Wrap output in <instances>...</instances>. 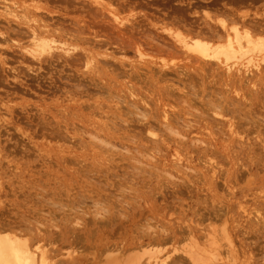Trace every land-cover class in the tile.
<instances>
[{
  "label": "rangeland",
  "instance_id": "obj_1",
  "mask_svg": "<svg viewBox=\"0 0 264 264\" xmlns=\"http://www.w3.org/2000/svg\"><path fill=\"white\" fill-rule=\"evenodd\" d=\"M98 1L139 16L116 24L92 0H39L35 9L6 0L17 19L0 8V232L14 230L37 252L45 249L49 264H115L119 255L129 264L137 254L143 264L155 249L138 245L147 231L174 237L159 245L163 264H264V73L250 103L236 101L235 88L246 86L223 79L216 65L176 74L158 70L164 55L150 48L148 60L137 58L134 42H159L170 15L184 24L196 15L188 6L212 0ZM31 10L36 15L25 21ZM37 20L75 43L74 55L32 58L22 46ZM169 58L179 70L190 63L183 55ZM216 104L225 111L214 120ZM164 108L176 132L161 124ZM230 129L248 147L233 141ZM202 137L208 147L195 143ZM227 170L233 176L225 178Z\"/></svg>",
  "mask_w": 264,
  "mask_h": 264
},
{
  "label": "bare ground",
  "instance_id": "obj_2",
  "mask_svg": "<svg viewBox=\"0 0 264 264\" xmlns=\"http://www.w3.org/2000/svg\"><path fill=\"white\" fill-rule=\"evenodd\" d=\"M92 1L99 4L101 7H104L105 10L108 11L109 15H111L109 19L119 25L126 26L128 22L133 24L139 16V14H136L137 12L132 11L127 14L120 15L117 11H115V9L107 7L102 4V2L98 0ZM102 1L105 2L106 0ZM255 1L259 0H239L238 4L240 5L235 6H241V4L244 3L243 5H245V9L243 10H239L233 6H227L225 2L218 0H212L210 3L201 2L195 5L192 4L188 6V10H190V13H195L196 15L189 20H185L186 22L184 24H182V16H174L175 14L170 15L171 25L164 24L161 26L162 31H166L167 33L160 36L161 40L159 42H134L133 45L137 52V58L143 61L148 60L149 58L145 56H148L151 51H146V48H150L153 52L152 55L167 56L166 58L164 56L160 57L161 61L159 63L160 65H158V70H162L163 67H166L176 74L186 73V71H184L185 69H194L196 72L197 69L200 71L205 69V67L211 68L213 65H216V67L221 68L223 79L226 78L228 82H237L238 84L246 86L242 92L235 88V93L238 95L236 101L245 99L249 100L248 102L251 103L250 96L253 94L256 95L258 90L254 88V86L258 84L257 82L261 79L262 73H264V2L260 5H254ZM22 2L33 3L34 6L32 9L42 7V5L38 4L39 0H22ZM108 5L111 4L109 3ZM0 8H2L1 11H4V13L9 17L14 19H17L19 16L21 17L19 11L12 7V3L8 4L6 0L2 3V5H0ZM181 10V7H178L175 8L174 12H179ZM252 12L254 15L250 17ZM29 13L30 15H36L33 10L23 14L24 18H26L25 21L31 17ZM258 13L260 14L259 16ZM143 16H145L144 13ZM39 21L40 20L35 21L34 25L29 24L32 25L29 35L27 36L29 38V40H27L29 46H22V48L32 56V58L41 62L46 55H51L56 58L63 57V55H74V52L72 51H74L77 47L75 43L66 41L62 35L55 37L56 34H59L54 31L55 28H51L46 22H42L43 24H40L38 23ZM185 25L187 26L185 27ZM57 50H60L61 52L55 53ZM169 55H183V59L189 60L190 63L184 62L178 65L180 68L179 70L171 65L172 60L170 59L172 57L169 58ZM153 63H157V61H153ZM166 73L167 71L164 72V74ZM189 74L192 76L191 73ZM239 92H241V95ZM130 93L133 97L136 94L134 90H130ZM183 100L187 102L186 98ZM131 103H133L134 107H137L139 101L134 99ZM145 103L148 104L147 101H145ZM153 109L155 110L156 108ZM224 111L225 110H223L222 104L214 105V115L212 118L214 120L218 119L215 115L223 116ZM147 113H149V110H142L143 116H146ZM169 113L170 111H168L167 108H164L159 112L165 120L161 124L166 130L176 132L174 129L175 125L171 121ZM262 118L263 120L260 126L262 127L264 133V117ZM145 123V126H147V133L151 135L149 140L152 144H155L157 142L155 137L157 132L150 128L153 127L150 120H147ZM228 127H230V125H228ZM237 131V129H230V138L233 141L243 142L244 144V135L238 133L243 137L238 136L236 134ZM257 136H259V134H257ZM101 140L104 143L108 142L105 139ZM259 142L261 143L262 148H264V137H260ZM195 143L198 147H201L202 145H206V147H208L209 142L204 140L202 137L196 138ZM244 145L247 146L246 143ZM122 147L126 148L125 146ZM117 148L118 147H116V149ZM249 148H256V146ZM231 163L234 164L232 161ZM236 169L238 170L239 167H236ZM214 172L215 171H213L212 174ZM225 172V178L233 176V174L228 170ZM212 174L207 178L215 179L217 177L216 175L212 177ZM98 194L99 192L97 195ZM15 232L16 231L14 230L11 234L0 232V264H49V261L45 256V249L40 248V252H37V246L31 247V245L25 244V242L21 241V238H18V235L15 234ZM168 232L169 234L173 233L172 230H169ZM75 236V240H78L79 238L81 239L82 237L77 235ZM168 236L169 235H167L164 231H147V233L137 237L139 246L146 243L147 245H151L155 248L148 251V257L143 264H163L161 262H163L165 258L162 257L163 247L160 248V246L168 240L174 238H168ZM183 251L186 252L192 260L202 263L199 255L195 251H192V247L184 248ZM119 256H115V264L122 263L119 260ZM139 258L140 256L137 254L135 257L130 258L127 262L129 264H139L141 261ZM178 262L174 259L168 264H177Z\"/></svg>",
  "mask_w": 264,
  "mask_h": 264
}]
</instances>
